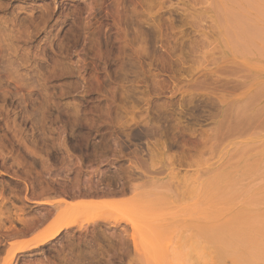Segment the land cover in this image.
<instances>
[{"label": "rangeland", "instance_id": "374dc122", "mask_svg": "<svg viewBox=\"0 0 264 264\" xmlns=\"http://www.w3.org/2000/svg\"><path fill=\"white\" fill-rule=\"evenodd\" d=\"M0 264H264V0H0Z\"/></svg>", "mask_w": 264, "mask_h": 264}, {"label": "bare ground", "instance_id": "6f19581e", "mask_svg": "<svg viewBox=\"0 0 264 264\" xmlns=\"http://www.w3.org/2000/svg\"><path fill=\"white\" fill-rule=\"evenodd\" d=\"M235 18V17H234ZM233 23V22H232ZM246 25V24H245ZM258 26V25H257ZM236 27V26H235ZM234 27V28H235ZM246 27V26H245ZM253 28H256V26L255 27H253ZM256 29H259L258 27L256 28ZM244 30H245V28H244ZM254 31H256L255 29H254ZM261 31V30H260ZM247 32V31H246ZM249 32V31H248ZM255 33V32H254ZM258 33V32H257ZM237 35V34H236ZM256 36H257V34H255ZM263 37V36H262ZM261 37V38H262ZM233 38V37H232ZM235 39V38H234ZM258 40V39H257ZM251 41V40H250ZM251 43V42H250ZM252 44V43H251ZM255 46V45H254ZM254 46H253V48H254ZM105 191V190H104ZM103 202V201H102ZM104 202H106V201H104ZM67 226H69V225H64L63 227H67ZM62 227H59V228H57V229H55L53 232H51L50 234H48L47 236H45V237H43L41 240H40V242H43V241H45V240H47L48 238H51V237H53V236H55L57 233H58V231L61 229Z\"/></svg>", "mask_w": 264, "mask_h": 264}]
</instances>
